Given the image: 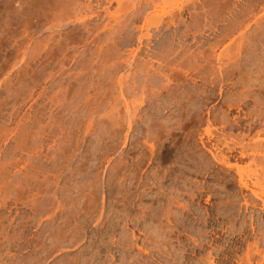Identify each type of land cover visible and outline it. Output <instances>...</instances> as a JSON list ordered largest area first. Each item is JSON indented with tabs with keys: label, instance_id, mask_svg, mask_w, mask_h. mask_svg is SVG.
I'll return each mask as SVG.
<instances>
[{
	"label": "rangeland",
	"instance_id": "1",
	"mask_svg": "<svg viewBox=\"0 0 264 264\" xmlns=\"http://www.w3.org/2000/svg\"><path fill=\"white\" fill-rule=\"evenodd\" d=\"M260 128L264 0H0V264H264Z\"/></svg>",
	"mask_w": 264,
	"mask_h": 264
},
{
	"label": "bare ground",
	"instance_id": "2",
	"mask_svg": "<svg viewBox=\"0 0 264 264\" xmlns=\"http://www.w3.org/2000/svg\"><path fill=\"white\" fill-rule=\"evenodd\" d=\"M251 131H252V127L249 128L248 132L250 133ZM256 135H257V138L255 139L254 137L252 138L253 141L248 140L249 142L244 140L245 136L243 139L239 141L232 140L231 141L232 143H230L229 141H225L224 146L227 148L228 151L223 152V150L220 149L219 147V149L221 150L223 154H221L220 156L217 154H214L213 156L217 162H221L227 165L229 168H235L236 173L238 175V184L241 190L250 191V193L243 195L245 204L249 205L250 204L249 199H251L254 196L263 201L262 208L264 210V197H263L264 187L262 185L264 184V175H263L264 174V128L258 129L256 132ZM234 152L238 153L239 155L238 156L234 155ZM232 158L236 159L237 163L235 164L231 163ZM247 158H250V163L248 162L249 164L248 165L246 164L247 166L245 165L244 167L240 165V163H238V162L243 163V161H245V159ZM253 165L256 166L255 167L256 169L253 168L254 167ZM257 169H260L262 172L259 173L260 171ZM261 185L263 188L261 187ZM256 187H261L262 188L261 191L256 190L255 189ZM209 261L213 262V260H210V259ZM248 261H249V264H251L252 261L249 255H248Z\"/></svg>",
	"mask_w": 264,
	"mask_h": 264
}]
</instances>
